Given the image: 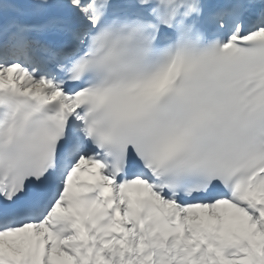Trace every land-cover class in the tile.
<instances>
[{"label": "snow or ice", "instance_id": "snow-or-ice-1", "mask_svg": "<svg viewBox=\"0 0 264 264\" xmlns=\"http://www.w3.org/2000/svg\"><path fill=\"white\" fill-rule=\"evenodd\" d=\"M0 264H264V0H0Z\"/></svg>", "mask_w": 264, "mask_h": 264}]
</instances>
